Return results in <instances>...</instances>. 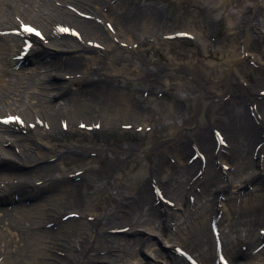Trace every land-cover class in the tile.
I'll return each mask as SVG.
<instances>
[{
	"label": "bare ground",
	"instance_id": "obj_1",
	"mask_svg": "<svg viewBox=\"0 0 264 264\" xmlns=\"http://www.w3.org/2000/svg\"><path fill=\"white\" fill-rule=\"evenodd\" d=\"M258 2L243 6L242 37L215 43L163 27L172 16L146 0H0V118L21 117L0 122V264H188L175 247L214 264L218 214L231 263L264 264V76L233 66L256 59ZM23 21L44 38L19 59ZM179 40L216 59L162 53Z\"/></svg>",
	"mask_w": 264,
	"mask_h": 264
},
{
	"label": "rangeland",
	"instance_id": "obj_2",
	"mask_svg": "<svg viewBox=\"0 0 264 264\" xmlns=\"http://www.w3.org/2000/svg\"><path fill=\"white\" fill-rule=\"evenodd\" d=\"M130 0H119V6L129 2ZM253 2H258V0H252ZM146 2L164 6L167 13L172 16L171 20L164 22L165 25L163 27L173 28V29H193L200 30V34H206L208 32L210 34V40L216 43V41H221L223 39L228 38H240L242 24L240 22L241 16L245 13L244 4L248 2V0H146ZM264 0H261L260 4H263ZM257 15L258 18L261 19V23L259 28L264 29V7L257 3ZM207 15V16H206ZM252 44L249 45L248 51L252 52V54H257L255 61L252 57H247L245 60H239L234 63V67H238L239 69H243L245 72L252 74L253 78L264 76V65L260 67V62H264V59H261L260 53H264V34L260 35H251ZM151 54H154V49L144 47ZM176 50H188L189 52L202 54L204 56L199 57L206 60H213V51L203 50L199 48V46L192 45L188 46L186 42L181 40L175 42L172 45L166 46L162 49V53L164 55H169L171 51ZM192 54V53H191ZM202 60V61H203ZM216 61V60H214ZM196 67L202 69L201 62L197 64ZM261 68L260 69H258ZM118 82H121L119 79ZM168 96H162V100H168ZM126 140L132 141H143L147 138L148 134H140V133H124L122 135ZM75 137H80L79 134L75 133L71 137L62 136V140H69ZM97 137V136H96ZM83 139L94 140L93 134H84ZM187 160V157L184 158ZM225 162L229 161V157L224 158ZM101 186H99L100 188ZM106 191L110 188L105 186ZM92 200V199H90ZM72 225H81V220H75L71 223ZM87 230H89V237L92 239V233L95 232L96 228L94 226H88ZM130 239V237L126 238ZM159 247H163V244L159 245ZM145 255V257H144ZM142 258H148L146 253L142 254ZM101 264H110L108 262H102Z\"/></svg>",
	"mask_w": 264,
	"mask_h": 264
}]
</instances>
